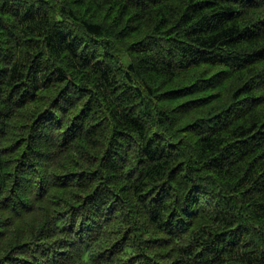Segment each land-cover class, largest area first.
I'll list each match as a JSON object with an SVG mask.
<instances>
[{"label": "clouds", "instance_id": "clouds-1", "mask_svg": "<svg viewBox=\"0 0 264 264\" xmlns=\"http://www.w3.org/2000/svg\"><path fill=\"white\" fill-rule=\"evenodd\" d=\"M0 264H264V0H0Z\"/></svg>", "mask_w": 264, "mask_h": 264}]
</instances>
